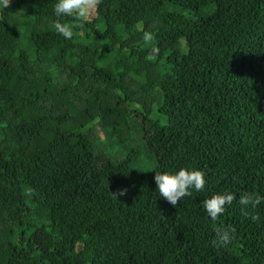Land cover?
Returning a JSON list of instances; mask_svg holds the SVG:
<instances>
[{
    "label": "trees",
    "instance_id": "obj_1",
    "mask_svg": "<svg viewBox=\"0 0 264 264\" xmlns=\"http://www.w3.org/2000/svg\"><path fill=\"white\" fill-rule=\"evenodd\" d=\"M55 2L0 6V264H264V200L239 203L264 198V0H101L70 40ZM180 168L205 190L173 206L153 177Z\"/></svg>",
    "mask_w": 264,
    "mask_h": 264
},
{
    "label": "clouds",
    "instance_id": "obj_2",
    "mask_svg": "<svg viewBox=\"0 0 264 264\" xmlns=\"http://www.w3.org/2000/svg\"><path fill=\"white\" fill-rule=\"evenodd\" d=\"M10 0H0V6L4 9L8 7ZM101 3V0H56L53 8L56 20L53 23L55 31L65 40L73 37L74 27L78 24L62 23L64 17H71L74 21H87L91 11ZM145 43L151 42L154 37L152 33L145 32L143 37ZM159 48L153 47L148 59L155 60L159 54ZM156 191L159 196L169 204L176 206L182 198L192 194V190L202 192L205 190V173L200 170L180 168L174 172H155L153 177ZM120 195H125L124 191ZM235 199L234 194L224 192L205 199L202 207L212 220H217L225 212L226 206L231 205ZM264 198H253L252 195L244 194L240 197L239 203L245 207H256ZM256 219V217H253ZM235 236L234 228H225L217 232V242L222 246H227Z\"/></svg>",
    "mask_w": 264,
    "mask_h": 264
}]
</instances>
